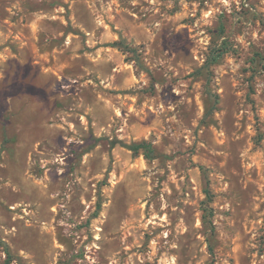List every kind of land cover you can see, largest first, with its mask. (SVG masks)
Returning a JSON list of instances; mask_svg holds the SVG:
<instances>
[{
    "label": "rangeland",
    "instance_id": "rangeland-1",
    "mask_svg": "<svg viewBox=\"0 0 264 264\" xmlns=\"http://www.w3.org/2000/svg\"><path fill=\"white\" fill-rule=\"evenodd\" d=\"M7 261L264 264V0H0Z\"/></svg>",
    "mask_w": 264,
    "mask_h": 264
},
{
    "label": "trees",
    "instance_id": "trees-1",
    "mask_svg": "<svg viewBox=\"0 0 264 264\" xmlns=\"http://www.w3.org/2000/svg\"><path fill=\"white\" fill-rule=\"evenodd\" d=\"M220 53L218 52V54L216 56L213 57L212 61L215 62L217 60V58L219 57ZM120 144L121 147L126 148L127 150L131 151L133 153V155H138L141 151L144 152V157L147 160H151L154 157H152V149H151V145L149 143L146 142H140V143H132L130 145H123L122 143H118ZM205 194H206V198L207 200L202 203V212H203V217L202 220L204 222V224L206 223L207 218L212 216V210L209 206H207L206 204L211 202V193L209 191L208 188H206L205 190ZM9 260V259H8ZM9 263V261H7V264Z\"/></svg>",
    "mask_w": 264,
    "mask_h": 264
}]
</instances>
